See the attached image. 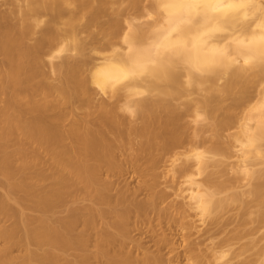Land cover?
<instances>
[{
	"label": "bare ground",
	"instance_id": "1",
	"mask_svg": "<svg viewBox=\"0 0 264 264\" xmlns=\"http://www.w3.org/2000/svg\"><path fill=\"white\" fill-rule=\"evenodd\" d=\"M25 1L21 25L7 23L0 13V222L13 219L0 225V264H91L92 257L105 264H170L168 252L161 251L170 243L167 234L152 236L156 249L132 235V217H137L134 228L146 226L144 220L154 215L189 230L183 254L190 264H264V0H151L159 16L150 25L135 18L123 24L127 10L139 12L144 0ZM125 1L127 6L112 16L110 10L117 9L110 4ZM43 14L51 18L41 36L27 42ZM84 17L86 29L101 28V36L93 38L102 52L100 61L92 63L89 73L86 66L93 57L82 52L86 42L78 35ZM62 19L65 30L56 26ZM45 47L54 57L55 51L70 49L83 57L72 60L67 55L52 62L59 73L53 82L44 70ZM221 78L225 81L217 82ZM185 84L207 85V93L182 108L173 99L185 91ZM92 85L114 101H100L84 117L70 119L67 106L77 100L90 104ZM252 87L255 95L250 94ZM227 96L232 102L224 106ZM246 103L251 107L240 114ZM202 113L211 119L214 136L239 123L231 133L238 151L230 147L228 154L238 153L235 164L214 160L216 154L224 155L218 147L199 149L205 138H197L195 127L197 134L190 131L185 117L194 114L196 120ZM129 114L141 122L133 123ZM132 134L138 136V147L120 161L116 149L131 143ZM206 139L204 143L210 137ZM186 145V151H178ZM166 153L174 154L173 162L185 157L173 167L180 181H175L177 194L184 198L165 205L169 195L158 188L154 169ZM127 162L145 177L148 198H138L137 190L130 192L112 179ZM210 165L217 168L207 170ZM233 167L240 175H231ZM80 201H89L85 211L72 205ZM233 201L238 202L240 221L238 228H233L236 221L232 224L234 230L226 222L231 217L219 214ZM26 206L38 213L26 212ZM61 206L64 215L58 214ZM190 208L201 221L210 218L201 235L218 241L209 253L196 241L201 236L190 237L192 222L187 226L183 220ZM93 234L95 250L90 251ZM236 239H246L241 250L233 249ZM249 246L258 247L257 260L246 255ZM168 248L171 258L182 253L174 245ZM15 249L23 252L14 254Z\"/></svg>",
	"mask_w": 264,
	"mask_h": 264
},
{
	"label": "rangeland",
	"instance_id": "2",
	"mask_svg": "<svg viewBox=\"0 0 264 264\" xmlns=\"http://www.w3.org/2000/svg\"><path fill=\"white\" fill-rule=\"evenodd\" d=\"M142 2L146 6L143 5L144 7H142L139 12H138V10L135 11L134 9H131V8L129 10H127L130 15L129 14H127V15L125 14L123 24L124 23L126 24L128 22L127 20H129V19L133 21V19L135 18L134 19L135 20L134 22H142V23L144 22V24L145 23H149V25H150V24H152L151 22L154 23V21L158 19V16L159 15H158L157 10H155V8L153 7V5L151 3L152 1L151 0H144ZM25 6H26V1L25 0H0V13H3L6 16V19H7V20L5 19L6 22L8 21V22H13V23H16L18 25H21L22 24V20H23V10L22 9ZM125 6H127V1L121 3V5H119L118 3H115V4H112L111 3L109 7H115L117 9V10L113 11V9L110 8L111 9L110 10L111 11V15L112 16H117L119 7L123 8ZM144 8H145V10H143ZM130 11H131V13H130ZM147 11H148V13H146ZM149 11H151L152 13H150ZM50 18L51 17H50L49 14H43L41 16V19H42L41 23L36 27L34 33L31 34V35H29L26 38L27 42L34 43L38 39V37L41 36L42 31H43V28H45V26L47 25V23L50 20ZM107 18H108V16L106 15V16H104L102 18V20H106ZM64 19H66V16L64 17ZM64 19L56 22V26L60 30H65L67 28L66 24L63 22ZM85 23H87V18L86 17H84V18H82L80 20V27L81 28H79L80 31H79V34L78 35H79L80 38H82L86 42V48L83 49L82 52L84 54L86 52V55L88 57H90V58L93 57V59H91L92 60L91 63L86 66V71L89 73L91 71V69H92V66H91L92 63L97 62L99 60L98 59L99 58L98 56H100V54L102 53V52L100 53V51L98 52L96 50L97 48H95V47H96V45H98V42L95 41V40H93L94 36H99V37L101 36V34H100V29L101 28L98 25H93L91 27V29H86L84 27ZM149 25L146 24L145 27H147ZM118 38H121V36L118 37ZM118 38H116V40ZM119 48H120V45H119ZM121 48H123L122 45H121ZM48 49H49V47H45V51L43 53L44 66H45L44 67L45 68L44 70L46 71V75L49 77V80H51L53 82H57L59 80V73L56 72L55 70H53L52 62H61L67 55H71L69 57L72 60L79 59V58L83 57L80 52H77L76 50H72V49H70L68 51H62V52L55 51L54 54L56 56L54 57L53 56V53H50L48 51ZM2 61H3V55L0 54V63ZM224 81H225L224 78L223 79L221 78V79H218L217 82L223 83ZM185 85H186L185 86V91H183L182 94L179 95L178 99H173L174 103L176 102V103L180 104L182 108H184V102L189 101V100H192V99H195V98L198 99L199 97H202L204 94L207 93V90H206L207 85H204V86L201 85L200 87H195V86H192V85H189V84H185ZM255 89H256V87H254V88L252 87L250 89V94H252V95L254 94L255 95V92H256ZM97 90L98 89L94 85L91 86V93H92V100L93 101L91 100V103L90 104L87 103L88 105H86V104H84V101L77 100V101H75V102H73V103H71L70 105L67 106V109L66 110L67 111H70L72 113V115H73V116L70 117V119L84 117L87 112H89L91 110H95L96 108H98L96 105H97V103L98 104H101L100 101H102V102L103 101L104 102H107V101L108 102H111V100L114 101V99H115L114 97H111V96H109V94L107 95L105 93H102L100 90H98V91ZM251 90H254V92L251 93ZM231 102H232V98L229 97V96H227V97H225V100L223 101V105L224 106L229 105V104H231ZM254 102L255 101H253L252 104ZM250 107H251V105H249V103L243 104V106L239 107L241 109H238L239 110V113L241 114L242 113L241 111L243 109H246L247 110ZM128 113H127V115H128ZM129 116L131 117L132 122L134 121L133 123L137 124V123H140L141 122V120L138 119L137 117H135V115H132L131 116V114H129ZM196 118H198V119L195 120V115L194 114L193 115L190 114V115H187L185 117V120L186 121L189 120L190 127L192 128V129L190 128V131L195 134L196 133V131L194 132V127H195L197 129V133H198V137L197 138L198 139L201 138V137H204L205 139L206 138L208 139L210 137V139H208V140L206 139L207 141L205 143L203 142L205 140L204 139L202 141V143L199 144V149L208 150V149H210L212 147H218V148H220L223 151V154L224 155H222V154H216V156H214V160L223 159L224 161L227 160L228 165H229V163L231 165L235 164V161L237 162L238 159H239V157L236 156L238 153L237 152H234V153H236L235 156L233 155V156H230L229 157V155H231V153H232L233 150L236 151L239 147H237V149L235 147H232L233 144L231 142H232L233 136H231V133H234V132H236L238 130L239 127H237V126L239 125V123L238 124H237V122L235 124L233 123L232 124L233 127H232V125L230 126L231 129H230V127H228L229 130H228V128L226 130L224 128H223L224 130L220 129L222 131L219 133V135L218 136H214L213 135V132H212L213 130H211V127H210V124H209V122L211 121V119H209L208 116L206 114H203V113H202L201 116L196 117ZM69 120H66V122H64V125H68L69 124L68 122H70ZM132 135L133 136L131 138L132 139L131 143L124 142L123 145L120 146V148H117L116 149L117 150L116 151L117 152L116 155H117V157H118V159L120 161H123V159L127 160L129 158L128 155L132 154V152H134L136 150V148H135L136 146L138 147V141H139L138 136L136 134H132ZM187 144L190 145L189 143H187ZM188 145H186V146H188ZM235 145L236 144H234V146ZM182 148H180V149L178 148V151L179 150L180 151H186V148H189V146L188 147H185V148H184V146H182ZM172 154L173 153H171V154L170 153H166L165 155H163L162 158H161V160H160V162L155 167L156 169H154L156 171L157 175H158V188H161L162 190L164 189L168 193V195H169V196L167 195L168 198L163 203L167 202L168 200L170 201L172 199L173 200H176V198H177V200H180V199L184 198L182 195L179 196L177 194V192L179 191V188L177 186L179 184L178 182H180V181L178 179V176L176 177L178 181L174 177V175L176 173H174V170H173L174 168L173 167L176 166L175 165L176 163H177V166H178V164H180V162H182V160L184 159L185 156L183 157V155H181L180 160L178 159L175 162H173L174 161L173 160L174 159L173 158L174 157V154L173 155ZM225 154H226V156H225ZM208 155H211V154H208ZM125 164L127 165V166L125 165V167H124V169L126 168L125 172H124V169H123V171H121L117 175L116 174L115 175H112V176H114L113 178L112 177H110V178L114 179V181H116V183L118 184V186L128 188L130 190V192H133V191L137 190V192H138L137 193L138 194L137 197L138 198H140V199L148 198V196L150 195L149 193H151V191L149 189H146L145 188V185H144L145 184L144 183L145 182V180H144L145 177L142 176L141 174L137 173V171L134 170L135 169L134 166L128 167L129 165H131V163L127 162ZM224 164H221L218 167L221 168L222 165H224ZM213 168H217V166L210 165L207 170H211ZM230 168H232V167H230ZM230 168H229V170H230ZM233 170L231 171V175H233V176L234 175H240V174H238L236 172L237 170H235V168ZM204 175H205V173L203 174V176ZM175 181L178 184L175 183ZM246 182H247V180L245 181V183ZM244 187H247V186H244ZM1 190H2V187L0 186V191ZM183 200H181V201H183ZM186 200H187V198L185 199V201ZM12 202L15 203L14 200ZM187 202H188V200H187ZM166 204L167 203H165V205ZM72 205L78 207V209L80 211L81 210L82 211H85V208L89 206V201H80V202L73 203ZM237 206H238V202L237 201H233L225 209H223V210H221L219 212V214H224V217H225V215H226V217H231V219L230 218H227L226 219V222H227L228 228L229 229L231 228L232 230H234L233 228H238V226L240 225V221H237L238 220V216H236L237 215V211H239L238 208H237ZM23 209L26 212L30 213V214H34L35 215V214L38 213L37 210H35V209H33V208L29 207V206H26ZM57 211H58V214H61V215L66 214L65 207H62L61 206V207L58 208ZM195 212H196L195 209L190 208L189 209V212H188V215H186V217L183 218V220L184 219L186 220V221H184V222H186V225L188 224L187 223L188 221L189 222H192L191 224L193 225V227H192L191 230H195L197 232L192 231L195 234L192 233L190 235V237H193V239H195V238H197V236H201L200 237L201 240H198V239H200L199 237H198L197 240L196 239L195 240L198 241V242L200 241V243H203L202 244L203 246L201 244H199V247L202 246L201 247V249H202L201 251L202 252L209 253V252L212 251V250H210V249H212L211 246L214 245V241H218V238L205 239L206 238L205 234L203 235L205 237H203L201 235L203 233L202 226L203 227H206L208 225L207 221L210 218H208V216H205L204 218L206 219V222H205V219H202V221H201L200 216L198 214H195ZM230 214H231V216H230ZM154 216H156V215H154ZM154 216H152L153 218H150V217L148 218V219H150V221L149 220H146V221L144 220L145 223L142 221L146 226H144L143 224L140 226L141 222H138L139 224L137 223L136 225H139L140 227L135 226L134 228H133L132 225H133L134 222L136 223V218L137 217L134 216V217H132L130 219V222L132 224L130 226L132 227V230H134L133 233H132V235L134 236V238L137 237V238L141 239V241H140L141 243L143 242L144 245H149L150 247H152V245L154 244V241L152 240V238L155 237L156 239H158L159 237H162L164 235V233H165V235L166 234L168 235V238H169V241H170V243H169L168 246L171 247L172 245H174V246H176V248L178 247L177 251H179V250H180V252L182 251V253H180V255H179L180 257L179 256L178 257L176 256L174 258H171V253L169 254L170 250H169L168 246H167V248H164V249L161 250L163 253L168 252L169 256H168V254H166L167 255L166 257L168 258V261L170 262V264H190L188 258H186L184 256V254H183L184 253V250H183L184 248L183 247L185 246L184 243H185V239H186L185 237H189L188 234H187V233H189V230H187V233H186L185 228H182V226L180 224H175V226L172 225V224H170V223L167 224L168 222H166V220H163V222H162V220L160 221V219H158V218L156 219ZM229 219H230V223H229ZM232 220H234L233 223L231 222ZM152 221H153V223H151ZM235 221L237 223H235ZM0 223H1L0 225H10V224L13 223V219H6L5 218ZM154 223H157V224L154 226ZM249 223H248L249 226L252 225L251 223L250 224ZM151 224H153V226L155 228L153 226H151ZM232 224H234L233 225V228L231 227ZM178 225H180V226H178ZM187 226H189V225H187ZM78 227L81 228V225L78 226ZM137 228H139V230H137ZM144 228L146 229V232L148 231L147 233L145 232V234L143 232L145 230ZM198 229H200V231ZM262 229L264 230V228H262ZM155 231H156V233H155ZM148 233H149L150 236L148 235ZM185 233L187 234L186 236L184 235ZM93 236H94V234L92 235V238L90 240V244H89V247H88L90 251H94L95 250V247H94V244H95V242H94L95 240L94 239L95 238ZM219 236H222V235L219 234ZM244 240H246V239H244ZM244 240L237 241V239H236V241L239 242V243H236L235 244V247L233 249L236 248L237 250H241L242 245L245 243ZM241 241H243V243ZM91 243H93V244H91ZM205 244H206L207 247L205 246ZM238 244H240V245H238ZM130 245H132V242H129V246ZM2 246H3V239L0 236V247H2ZM153 247H154V249L158 248V247H155L154 245H153ZM250 247L251 246H249V248ZM251 248L248 249L246 255L248 254V256H249V254H250V255H252L250 257H253L254 260H257L258 259V253L256 251H258V247L255 246V247H251ZM232 251L233 250H231V252L225 257V260L231 258L232 254L234 253ZM22 252H23L22 250H19V249L16 250L15 249L14 254H20ZM245 252H246V250H245ZM207 258L211 259L212 257L208 256ZM194 260H198L197 258H195V255H194ZM211 261L212 260L208 261L207 263L205 262L203 264H221V263H219V261H215V262H212V263H211ZM91 264H105V263L102 260H99L96 257H92L91 258ZM257 264H259L258 261H257Z\"/></svg>",
	"mask_w": 264,
	"mask_h": 264
}]
</instances>
